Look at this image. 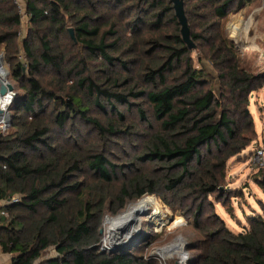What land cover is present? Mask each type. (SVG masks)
Instances as JSON below:
<instances>
[{
  "label": "trees",
  "instance_id": "1",
  "mask_svg": "<svg viewBox=\"0 0 264 264\" xmlns=\"http://www.w3.org/2000/svg\"><path fill=\"white\" fill-rule=\"evenodd\" d=\"M24 1L28 27L22 41L18 5L14 0H0V50L11 65L12 80L23 89L9 106L12 130L0 134V201L15 194L21 197L18 203L4 205L7 215L0 225V249L12 255L11 264H166L150 253L159 238L154 237L152 227L146 230L147 236L106 251H101L100 232L107 210L118 211L127 201L155 194L162 187L186 201L182 212L192 218L196 235L189 237L187 250L192 254L188 264H264V214L249 216L246 230L236 233L210 202L214 197L232 212L228 201L240 193L226 187L227 161L257 136L250 96L264 87V71L251 70L248 63L252 59L244 57L224 32L229 11L243 9L253 0H211L209 24L193 31L188 22L194 49L182 39L170 0L168 5L165 0H137L153 11L161 9L155 11L150 25L137 17L128 21L136 38L143 24L160 29L164 10L173 8L180 26L174 43L158 35L145 41L152 48L142 49L148 55L144 61L141 55L138 60L123 57L137 44L133 39L123 50L126 42L118 19L130 13L132 0ZM77 44L85 55L73 62L69 49ZM194 51L200 63L207 59L216 67L223 89L220 97L211 88L204 90L209 74L203 66H194ZM21 53L25 61L19 59ZM86 58L100 60L110 71L102 82L107 87L84 71L75 72ZM130 62L138 64L139 80L128 92L117 91L114 88L121 82L133 80L117 69L127 70ZM46 69L57 78L45 80ZM78 91L95 96L101 109L98 99L105 97L114 112L115 103L128 109L132 99L149 101L157 129L137 159L158 163L165 172L162 177L153 176L156 168L137 169L126 178L122 171L125 179L114 190L117 170L106 150L81 153L78 147H68L67 137L60 142L65 144L56 142L77 118L90 124L100 140L130 134L122 112L116 113L117 120L106 123L92 117ZM137 113L147 120L143 107ZM84 170L95 174L98 181L85 184L79 177ZM258 174L256 182L264 192V169ZM51 246L57 248L59 257L40 263L42 252Z\"/></svg>",
  "mask_w": 264,
  "mask_h": 264
},
{
  "label": "rangeland",
  "instance_id": "2",
  "mask_svg": "<svg viewBox=\"0 0 264 264\" xmlns=\"http://www.w3.org/2000/svg\"><path fill=\"white\" fill-rule=\"evenodd\" d=\"M210 1L211 0L185 1L188 22L193 31H198L211 22L208 9V5L211 4ZM14 2L18 5L19 12L22 16L20 40L23 41L26 37L28 27L26 3L24 0H14ZM164 2L166 5L170 4L169 0H165ZM128 5L131 6L130 13L127 12V14L124 13V15L118 17L119 26L123 29V41L126 42L123 46V50L130 47V43L133 39L137 44L133 49L128 50L125 53L123 56L125 59L138 60V56L141 55V59L143 61L144 59L146 60L148 55H143L142 49L145 47L152 48L151 45L145 44V41L150 39L153 35L162 36L166 42L174 43V36L180 34V26L178 20L174 16L173 8L171 10L168 9L162 11L160 29L149 28V26L145 27L143 24L144 27L142 26L139 33L141 36L136 38V31H133V29L127 25L128 21L137 17V19H142L150 25L149 21H155V18L152 19L154 16L153 14L161 8L153 11L151 6L145 2H139L137 0L130 1ZM170 5L173 7V4ZM224 32L236 43L244 57L252 59L248 63V67L251 70L264 71V0H253L240 10L231 9L228 13V19L225 20ZM69 50V54L71 55L70 59L73 60V62L79 60L85 55L83 48L79 44L71 47ZM0 54H4L5 59L4 50L1 49ZM197 57V51L191 53V60L193 61L194 66L197 68L203 66L210 78V82L206 84L204 90L211 88L216 92L218 97H220L223 89L222 84L218 79L216 67L207 59L200 63ZM19 59L25 61L24 53H21ZM4 67L7 70L3 69L1 71L6 72V79L13 84L16 95L17 92L22 93L23 89L21 86L16 81L12 80L10 76L11 65L6 62V59ZM127 67V70H122L121 66L116 68L122 71L124 77L129 76L133 80L132 82L129 80L127 84L121 82L119 87L114 88L117 91L128 92L139 80L137 76L139 71L138 64L130 62ZM77 71H84L86 75L97 78L99 83H102L110 73L109 70L105 69V66L100 60H91L90 58H86V62L79 65L75 72ZM75 75L76 73L74 76ZM55 77L57 78L55 73L50 69H46L43 73V78L47 81ZM73 79H75V77H73ZM72 82L73 80L70 81L69 84ZM107 86L108 84H103V87ZM77 93L89 109V115L96 117L105 123L110 120H117L116 113L122 112L125 119V125L130 126V134L123 135V138L121 139L110 138L108 140H100L94 133L93 127L90 124L77 118L68 127L64 136L58 135L56 137L57 143L62 142L63 137H67L66 142H68V147H78L81 153H91V151L101 149L106 150V156L116 165L115 169L117 170V178L112 183V188H114V190H118L123 179L134 175L137 169H140V171H147L156 168V172L153 176H163L165 172L158 163L141 162L137 159L138 156H142L143 153L146 152V145L149 137L157 129L158 124L153 110L151 109V105L146 98L143 97L139 100H130L132 106L128 109L125 104L115 103L114 112L111 110L110 103L112 102L107 101L105 97L101 96L98 99L99 103L104 107L101 109L95 104V96H91L84 91H78ZM139 107H143L146 110L147 120L139 118L137 113ZM249 110L254 118L257 136L240 154L229 158L226 165V187L230 191H238L240 193L238 197H233L231 201H228V206L232 209V212H228V209L218 203L216 198H210V202L214 203L215 211L224 219L227 226L236 233L246 230V226L249 225L247 220L249 216L264 214V192L256 182V177L259 175L258 173L260 169H264V160L260 159L257 154L258 150H262V156H264V87L251 93ZM2 124L3 123H0V128ZM11 130L12 126L0 129V134H7ZM122 171L125 174V178ZM79 177L80 179H84L85 184L87 185H91L98 181V177L89 170H84L83 174H79ZM146 196L156 198L160 206L156 208L149 206L144 210V213L148 212V214L144 215L143 213L139 216L143 221L132 228L131 237L147 236L145 235L146 230L152 227L151 229L155 235L154 237L159 238L152 246L150 253H154L156 257L163 262L165 261L166 264H173V261H176L181 257L178 249H183V243L179 242L177 238L182 237L188 243L189 237L196 235L191 223L192 218L182 212V204H185L186 201L181 202L180 196L177 193H173L165 187H162L159 192L155 194L145 195V197ZM139 200L127 201L125 207L118 211L111 212L107 210L105 212L100 224V230H104L102 233V246L105 244L109 246L107 235L111 224L107 219L118 217ZM116 203L118 204V202ZM128 243H126V245ZM175 243H178V248L172 250L171 254L173 256L171 258H166L161 249ZM191 254L192 252H189V258ZM51 257H59L55 246H51L43 251L38 261L42 263Z\"/></svg>",
  "mask_w": 264,
  "mask_h": 264
},
{
  "label": "water",
  "instance_id": "3",
  "mask_svg": "<svg viewBox=\"0 0 264 264\" xmlns=\"http://www.w3.org/2000/svg\"><path fill=\"white\" fill-rule=\"evenodd\" d=\"M173 3V7L176 13L177 18L181 24V33L182 39L187 44L189 49H194L196 47L195 43L192 41L190 36V28L188 25L187 17L185 14L184 8V0H170ZM70 35L73 39H75L74 31L72 28H69ZM240 46V45H239ZM0 61L5 62L4 54H0ZM11 95V101L15 97L16 93L14 90L13 84L4 78V80H0V96L4 97L6 95ZM10 101V102H11ZM9 104H7L6 108H0V122L2 118L6 117V124L5 128H9L11 126V116L9 111ZM135 221L132 219H127L120 224H116L111 230L108 231V243L109 246L106 244L101 247V251L106 250H115L121 249L126 245V243L130 242L133 237H131V230L134 226ZM101 233L104 232L103 229L100 230ZM179 242H183V257H181L175 261V264H188L187 261L189 259V251L187 250L188 243L182 237L177 238ZM174 244H170L164 248H162V252L165 256L171 254L172 248H174ZM171 250V251H170ZM172 255V254H171Z\"/></svg>",
  "mask_w": 264,
  "mask_h": 264
},
{
  "label": "bare ground",
  "instance_id": "4",
  "mask_svg": "<svg viewBox=\"0 0 264 264\" xmlns=\"http://www.w3.org/2000/svg\"><path fill=\"white\" fill-rule=\"evenodd\" d=\"M0 72H1L0 73V80H2V79L4 80V78H6V72L5 71H0ZM10 101H11V95L8 94V95H6V97H4V98H2V100H0V108L1 109L6 108L7 104H9ZM149 206L156 208V207H159L160 204L158 203L157 199L154 197L146 196V197L142 198L141 200H139L135 204L131 205L128 210H126L125 212L120 214L118 217L108 218L107 220L111 224L109 230H111V227L113 228L116 224H120L127 219L134 220L135 221L134 226L137 225L138 223H141L143 220L139 216L141 214H143L144 210L147 209ZM145 214H148V212L144 213V215ZM107 239H108V235H107ZM174 246L175 247L172 248V250H176V248H178L177 247L178 243H175ZM178 251L180 252V255H182V257H183L182 249L179 248Z\"/></svg>",
  "mask_w": 264,
  "mask_h": 264
},
{
  "label": "built area",
  "instance_id": "5",
  "mask_svg": "<svg viewBox=\"0 0 264 264\" xmlns=\"http://www.w3.org/2000/svg\"><path fill=\"white\" fill-rule=\"evenodd\" d=\"M3 69H6L4 67V62L0 61V71L3 70ZM4 97H6V96H4ZM4 97H1L0 96V100H2V98H4ZM6 120H7L6 117L2 118V120H1L0 123H3V124L1 125V128L0 129H5V124H6L5 122H6ZM257 154H258V156H259L260 159L264 160V156H262V154H263V151L262 150H258L257 151ZM20 200H21V197L19 195H14V196H12L9 199L3 200V203L4 204H14V203L20 202ZM2 215H7V213L5 211H2Z\"/></svg>",
  "mask_w": 264,
  "mask_h": 264
},
{
  "label": "crops",
  "instance_id": "6",
  "mask_svg": "<svg viewBox=\"0 0 264 264\" xmlns=\"http://www.w3.org/2000/svg\"><path fill=\"white\" fill-rule=\"evenodd\" d=\"M4 203L3 201H0V225L3 224V215H2V211L4 210L3 207H4ZM173 255L169 254L167 256H165L166 258H171ZM51 258H54V257H51ZM11 261H12V255L9 254V253H4L1 251L0 249V264H11Z\"/></svg>",
  "mask_w": 264,
  "mask_h": 264
}]
</instances>
